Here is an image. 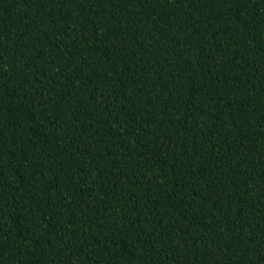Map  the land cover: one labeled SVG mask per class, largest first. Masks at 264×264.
<instances>
[{
  "label": "trees",
  "instance_id": "obj_1",
  "mask_svg": "<svg viewBox=\"0 0 264 264\" xmlns=\"http://www.w3.org/2000/svg\"><path fill=\"white\" fill-rule=\"evenodd\" d=\"M0 264H264V0H0Z\"/></svg>",
  "mask_w": 264,
  "mask_h": 264
}]
</instances>
